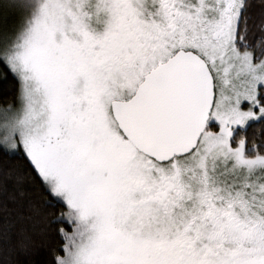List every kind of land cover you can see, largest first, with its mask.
<instances>
[{"label":"snow or ice","instance_id":"obj_1","mask_svg":"<svg viewBox=\"0 0 264 264\" xmlns=\"http://www.w3.org/2000/svg\"><path fill=\"white\" fill-rule=\"evenodd\" d=\"M3 7L0 264H264V0Z\"/></svg>","mask_w":264,"mask_h":264},{"label":"trees","instance_id":"obj_2","mask_svg":"<svg viewBox=\"0 0 264 264\" xmlns=\"http://www.w3.org/2000/svg\"><path fill=\"white\" fill-rule=\"evenodd\" d=\"M11 16H13V13H11L10 11H8V13H6V16L4 14H0V23H3V22H7L9 24H11L15 17H12V19H9L8 18H11ZM4 93L2 91V89H0V96H2ZM0 104H2V100H0ZM258 130H259V126H253V128H249L248 129V135L251 136L253 135L254 131H256V134H258ZM4 163V160L3 158H0V164ZM8 163L10 164H16V163H20V161L18 160H15V159H10L8 160ZM2 222V221H0ZM46 260V256L44 255L43 251H38L36 255H34L33 257H31L30 259V262L29 264H44V261Z\"/></svg>","mask_w":264,"mask_h":264},{"label":"rangeland","instance_id":"obj_3","mask_svg":"<svg viewBox=\"0 0 264 264\" xmlns=\"http://www.w3.org/2000/svg\"><path fill=\"white\" fill-rule=\"evenodd\" d=\"M7 2H9V0H0V14H4L6 16V13L10 11L11 13H13V16H11V18H8L9 20V19H12V17H15V11L12 9H5L3 7V5L6 4Z\"/></svg>","mask_w":264,"mask_h":264}]
</instances>
